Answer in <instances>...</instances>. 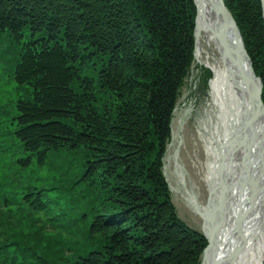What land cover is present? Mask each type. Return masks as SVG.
Here are the masks:
<instances>
[{"label":"trees","instance_id":"16d2710c","mask_svg":"<svg viewBox=\"0 0 264 264\" xmlns=\"http://www.w3.org/2000/svg\"><path fill=\"white\" fill-rule=\"evenodd\" d=\"M225 3L263 81L264 101L261 0ZM195 16L193 0H0L1 34L20 41L28 26L47 31L26 47L17 72L32 100L18 101L17 117L7 122L15 119L40 165L67 175L59 187L71 177L87 185L79 195L88 212L72 229L60 224L69 264L201 263L207 240L178 218L163 173L173 110L194 57ZM92 63L97 77L85 72ZM35 228L11 232L9 218L0 217V255L8 253L4 242L21 241L38 261L60 263L49 228ZM26 258L23 264L35 260Z\"/></svg>","mask_w":264,"mask_h":264},{"label":"bare ground","instance_id":"6f19581e","mask_svg":"<svg viewBox=\"0 0 264 264\" xmlns=\"http://www.w3.org/2000/svg\"><path fill=\"white\" fill-rule=\"evenodd\" d=\"M195 2L198 9L195 57L212 72L208 94L201 108L196 105L210 159L209 196L206 203L199 200L184 178L180 164L176 174L181 179L179 192L203 222L208 244L201 264H221L224 255L227 257L223 264H261L264 184L260 168H264V118L261 107L254 102L261 85L256 79L253 83L248 80L250 72L240 53L241 39L235 28H220L224 13L216 0ZM246 133L250 148L245 144ZM86 194L93 197L89 190ZM76 207L80 211L72 220L74 227L88 212L87 205L80 201ZM60 235L65 239L66 231Z\"/></svg>","mask_w":264,"mask_h":264},{"label":"rangeland","instance_id":"374dc122","mask_svg":"<svg viewBox=\"0 0 264 264\" xmlns=\"http://www.w3.org/2000/svg\"><path fill=\"white\" fill-rule=\"evenodd\" d=\"M261 6L264 18L262 1ZM203 59L205 60V56H203ZM96 67L97 65L94 63L90 66L87 64L84 65L87 74L93 77H97L98 71L95 70ZM203 68L208 69L204 61L201 63L198 61V58L194 60L193 57L188 72L189 74L184 80L179 99L173 110L171 118L173 139L170 138L167 143V154L165 153L166 157L164 156L165 167L163 169L178 218L190 229L200 233L203 232L202 219L195 214L193 211L194 209L188 206V201H186L185 196L179 192V183L181 179L176 174L177 166L179 164L182 165L184 178L187 180L189 186L194 188L202 203L207 202L209 196L207 174L209 171L210 159L203 132L198 123L197 113L199 112V108L196 109V105L201 108V103L204 101L203 98L209 91L208 79L211 76V71L204 70ZM253 68L255 70L254 65ZM255 73L256 76L260 77L256 70ZM53 242L59 244L62 241L59 238L53 237ZM60 258V263L57 264L64 263L65 257Z\"/></svg>","mask_w":264,"mask_h":264},{"label":"water","instance_id":"95a60500","mask_svg":"<svg viewBox=\"0 0 264 264\" xmlns=\"http://www.w3.org/2000/svg\"><path fill=\"white\" fill-rule=\"evenodd\" d=\"M261 1L264 2V0H261ZM216 2L218 4V7L220 8V10L224 13V22L220 25V28L223 29L225 27L228 30V27H234L235 28V32L240 36V39H241V42H242V43L240 42V53H241L242 57H244V59H246L247 64H248V70L250 72L248 80L251 83H253L255 79H256V81L258 80L260 82V85H261L260 86V91H259L260 95L259 94L255 95L254 102H255L256 105H259L261 107V115L264 118V102H263V99H262L263 83H262L260 77L256 76L255 70L253 68V62H252L251 56H250L248 50L245 47L243 37L241 35L240 29H239V27L237 25V22H236V20H235V18L233 16L232 12L227 7V5H226L224 0H216ZM244 137H247V139L245 141V144L249 147V144H248L249 143L248 133L244 134ZM260 169H261V174H262L263 184H264V168H262V166H261ZM261 191H264V186L262 187ZM263 218H264V216H263ZM226 257H227V255H224L222 257V259H220L221 264H223L225 262V258Z\"/></svg>","mask_w":264,"mask_h":264}]
</instances>
